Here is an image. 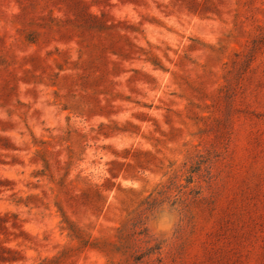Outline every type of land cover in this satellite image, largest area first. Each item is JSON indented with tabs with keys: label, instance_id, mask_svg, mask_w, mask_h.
<instances>
[{
	"label": "rangeland",
	"instance_id": "obj_1",
	"mask_svg": "<svg viewBox=\"0 0 264 264\" xmlns=\"http://www.w3.org/2000/svg\"><path fill=\"white\" fill-rule=\"evenodd\" d=\"M0 264H264V0H0Z\"/></svg>",
	"mask_w": 264,
	"mask_h": 264
}]
</instances>
